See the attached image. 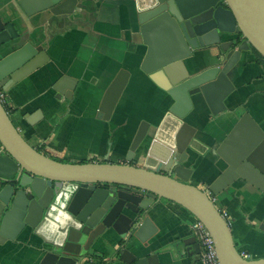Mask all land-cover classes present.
Returning a JSON list of instances; mask_svg holds the SVG:
<instances>
[{
  "label": "water",
  "instance_id": "obj_1",
  "mask_svg": "<svg viewBox=\"0 0 264 264\" xmlns=\"http://www.w3.org/2000/svg\"><path fill=\"white\" fill-rule=\"evenodd\" d=\"M14 1L13 10L0 0V48L12 40L18 45L0 57V89L5 94L50 60L44 45L37 44L29 20L82 10L81 0ZM134 4L147 47L140 68L170 100L165 116L157 127L141 122L126 163H66L30 145L0 101V244L23 234L40 238L38 251L43 256L38 264H84L102 245L114 248L112 261L160 264L158 254L148 249L158 233L150 210L155 200L166 199L203 222L215 239L221 264H264V259L243 257L215 203L239 181L264 195V130L245 112L212 149L227 167L200 189L192 178L204 169L203 157L211 147L191 122L205 106L213 116L226 112V101L236 89L234 68L253 49L264 56V0H134ZM22 21L26 30L20 33ZM205 50L216 62L203 68L196 55ZM129 78L130 73L121 70L112 81L99 119L112 118ZM76 85V80L62 77L54 86L57 98ZM138 155L142 165H137ZM260 229L264 230V219ZM194 241L195 250L187 252L191 257L200 253L195 237ZM188 242L182 241L185 246Z\"/></svg>",
  "mask_w": 264,
  "mask_h": 264
},
{
  "label": "crops",
  "instance_id": "obj_2",
  "mask_svg": "<svg viewBox=\"0 0 264 264\" xmlns=\"http://www.w3.org/2000/svg\"><path fill=\"white\" fill-rule=\"evenodd\" d=\"M5 3L15 9L14 0H2ZM81 4L82 10L71 16L46 13L29 20L39 39L37 44L44 45L50 60L10 90L5 105L28 143L51 158L66 163H126L141 122L157 127L170 100L140 68L147 47L136 22L134 0H81ZM25 30L22 21L18 31ZM17 47L16 40L9 41L0 48V57ZM196 58L203 68L216 62L209 50L198 52ZM121 70L130 73L128 85L112 118L99 119L103 97ZM65 76L77 85L58 99L54 86ZM232 80L236 89L226 101V112L213 116L205 106L191 120L211 147L203 157L204 169L192 178L200 189H206L227 167L212 149L245 112L264 130V69L252 50L234 68ZM211 136L215 142L207 140ZM142 163L138 155L137 165ZM215 203L226 214L238 250L248 253L250 260L264 259V230L260 229L264 195L239 181ZM150 216L158 233L150 239L148 249L158 254L160 264H199L198 255H187L189 249L195 250L189 212L176 203L157 199ZM183 240L189 245H183ZM176 243H180L179 249ZM41 245V239L30 234L0 244V264H38L43 256L38 251ZM113 252L110 246H98L84 264H123L112 261Z\"/></svg>",
  "mask_w": 264,
  "mask_h": 264
},
{
  "label": "built area",
  "instance_id": "obj_3",
  "mask_svg": "<svg viewBox=\"0 0 264 264\" xmlns=\"http://www.w3.org/2000/svg\"><path fill=\"white\" fill-rule=\"evenodd\" d=\"M5 100L6 94L0 89V101L5 104ZM222 213L226 217V214L224 212ZM191 229L201 250L199 254V264H221L215 239L203 222L193 217ZM242 255L247 260L251 258L248 253L243 252Z\"/></svg>",
  "mask_w": 264,
  "mask_h": 264
},
{
  "label": "trees",
  "instance_id": "obj_4",
  "mask_svg": "<svg viewBox=\"0 0 264 264\" xmlns=\"http://www.w3.org/2000/svg\"><path fill=\"white\" fill-rule=\"evenodd\" d=\"M253 52L256 55L257 63L264 69V56L260 54L256 49H253Z\"/></svg>",
  "mask_w": 264,
  "mask_h": 264
},
{
  "label": "flooded vegetation",
  "instance_id": "obj_5",
  "mask_svg": "<svg viewBox=\"0 0 264 264\" xmlns=\"http://www.w3.org/2000/svg\"><path fill=\"white\" fill-rule=\"evenodd\" d=\"M199 249H200V247H199ZM200 252H201V250H200ZM200 254V253H199ZM199 256V255H198Z\"/></svg>",
  "mask_w": 264,
  "mask_h": 264
},
{
  "label": "rangeland",
  "instance_id": "obj_6",
  "mask_svg": "<svg viewBox=\"0 0 264 264\" xmlns=\"http://www.w3.org/2000/svg\"><path fill=\"white\" fill-rule=\"evenodd\" d=\"M127 157V156H126Z\"/></svg>",
  "mask_w": 264,
  "mask_h": 264
}]
</instances>
